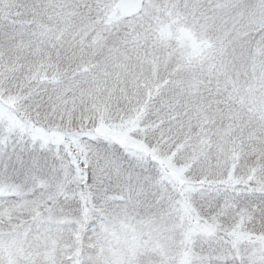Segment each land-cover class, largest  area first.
Masks as SVG:
<instances>
[{"label":"snow or ice","instance_id":"snow-or-ice-1","mask_svg":"<svg viewBox=\"0 0 264 264\" xmlns=\"http://www.w3.org/2000/svg\"><path fill=\"white\" fill-rule=\"evenodd\" d=\"M0 264H264V0H0Z\"/></svg>","mask_w":264,"mask_h":264}]
</instances>
